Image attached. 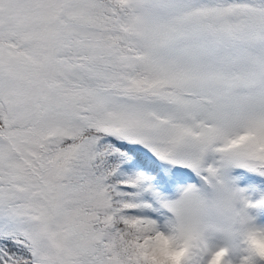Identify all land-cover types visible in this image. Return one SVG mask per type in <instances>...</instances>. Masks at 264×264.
Wrapping results in <instances>:
<instances>
[{
	"label": "snow or ice",
	"instance_id": "snow-or-ice-1",
	"mask_svg": "<svg viewBox=\"0 0 264 264\" xmlns=\"http://www.w3.org/2000/svg\"><path fill=\"white\" fill-rule=\"evenodd\" d=\"M0 264H264V0H0Z\"/></svg>",
	"mask_w": 264,
	"mask_h": 264
}]
</instances>
